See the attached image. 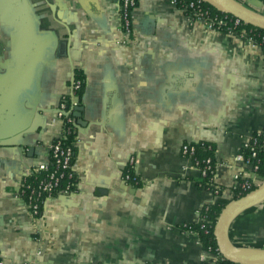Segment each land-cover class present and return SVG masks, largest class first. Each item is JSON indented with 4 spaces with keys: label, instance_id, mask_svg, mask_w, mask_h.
Listing matches in <instances>:
<instances>
[{
    "label": "crops",
    "instance_id": "0c3cea01",
    "mask_svg": "<svg viewBox=\"0 0 264 264\" xmlns=\"http://www.w3.org/2000/svg\"><path fill=\"white\" fill-rule=\"evenodd\" d=\"M119 4L0 0L1 264H213L182 227L237 200L236 174L253 177L237 155L264 128V47L190 22L170 0H137L127 35ZM252 9L264 16V4ZM74 79L76 190L35 217L20 191L64 135L56 112ZM198 142L215 147L208 188L181 156ZM131 162L136 185L122 179ZM228 239L264 250V201Z\"/></svg>",
    "mask_w": 264,
    "mask_h": 264
},
{
    "label": "built area",
    "instance_id": "2783aa9c",
    "mask_svg": "<svg viewBox=\"0 0 264 264\" xmlns=\"http://www.w3.org/2000/svg\"><path fill=\"white\" fill-rule=\"evenodd\" d=\"M170 1L174 7L183 12L190 10L191 13L186 14L190 22L201 23L207 29H215L218 31H221L220 29L222 27L229 28L228 32L225 33H241L247 38L251 46L257 43L264 47V37H262L261 40H257L249 36L245 31L237 30L243 23L239 19L228 14H224L222 17L212 15L210 11L203 6L205 3L203 0ZM136 5L137 0H120L119 13L121 27L122 31L127 35L131 32V12ZM227 24H229V26H227ZM81 86V81L79 79H74L70 92L62 96L59 100L56 117L63 122L64 135L50 143L47 160L31 167L24 178L20 195L25 200L31 214L35 217L40 214L42 204L45 200L55 195L70 194L76 190L77 179L73 170L75 149L72 145L63 143V137L77 127L75 113L79 107L77 95L81 90ZM263 143L264 128L252 135L251 139L243 145L242 152L237 155V160L245 163V165L249 167L251 175H253V177H248L238 173L234 176L235 181H237L238 195L240 196H245L253 191L255 180L259 178L258 174L263 162V159L259 156V151ZM207 149L211 150L210 144H208ZM195 151L196 149L193 144H183L181 147V156L198 171L199 177H205L208 173L212 175L209 181L204 183V186L207 188L211 187L216 171V164L215 162L212 163L210 157L202 160L195 158ZM130 164L131 165L127 167L133 170L132 162ZM122 179L125 182H131L135 185L138 184V179L135 174L131 175L129 173H124ZM213 193H219L218 188H215ZM206 221L205 218H202L200 223H206ZM210 257H212L211 260L213 263L217 262L219 258H222L220 255Z\"/></svg>",
    "mask_w": 264,
    "mask_h": 264
},
{
    "label": "water",
    "instance_id": "95a60500",
    "mask_svg": "<svg viewBox=\"0 0 264 264\" xmlns=\"http://www.w3.org/2000/svg\"><path fill=\"white\" fill-rule=\"evenodd\" d=\"M215 10L239 19L243 24L264 30V16L252 8L264 3L261 0H246L247 5H241L234 0H203ZM81 108H77L75 117H80ZM86 126L87 123L79 121ZM264 201V177L262 183L253 191L225 206L217 218L214 227V238L218 253L234 264H264V250L247 251L233 246L228 239V228L232 220L241 212Z\"/></svg>",
    "mask_w": 264,
    "mask_h": 264
},
{
    "label": "trees",
    "instance_id": "16d2710c",
    "mask_svg": "<svg viewBox=\"0 0 264 264\" xmlns=\"http://www.w3.org/2000/svg\"><path fill=\"white\" fill-rule=\"evenodd\" d=\"M188 1V0H187ZM189 1H196V0H189ZM264 3V0H261ZM203 6L210 11L212 15H216L218 17H222L224 14L220 13L219 11L215 10L213 7L208 5L207 3H204ZM191 13L190 10L185 11V14ZM229 26V24H227ZM222 32H228L229 28L222 27L220 29ZM237 30L245 31L249 34V36L256 38L257 40H261L262 37H264V30L258 29L255 27H252L250 25L241 24ZM75 138V130H71V132L63 137V143L66 145H73ZM210 143H202L198 142L193 144L195 146V158H198L200 160L205 159L207 157L211 158L212 163L215 162L214 160V145H211V150L207 149V146ZM262 148L259 151V156L261 159H263L260 171H259V177L260 179L264 177V143L261 145ZM124 173H129L133 175V170L127 167L124 171ZM210 173H208L205 177H199L195 180V183L201 187L202 184L205 182H208L210 177ZM256 189V187H253L252 190ZM211 190V189H210ZM243 196V195H242ZM237 195L236 199H239L240 197ZM225 207V205L219 201H215L210 205H207L205 209H203L201 213V217L205 218L207 221L206 223H199V224H186L183 225V229L193 233L197 236L198 241L201 245V249L203 252H205L208 256H219L217 245L214 238V227L217 221L218 216L220 215L222 209ZM213 264H234L231 263L225 259L219 258L217 262Z\"/></svg>",
    "mask_w": 264,
    "mask_h": 264
}]
</instances>
